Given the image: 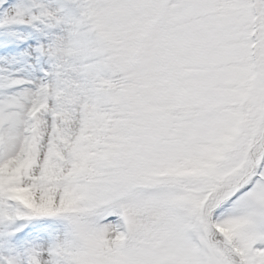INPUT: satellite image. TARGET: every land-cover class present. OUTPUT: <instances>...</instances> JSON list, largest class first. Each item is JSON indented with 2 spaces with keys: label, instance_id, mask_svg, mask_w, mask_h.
I'll use <instances>...</instances> for the list:
<instances>
[{
  "label": "snow or ice",
  "instance_id": "obj_1",
  "mask_svg": "<svg viewBox=\"0 0 264 264\" xmlns=\"http://www.w3.org/2000/svg\"><path fill=\"white\" fill-rule=\"evenodd\" d=\"M0 264H264V0H0Z\"/></svg>",
  "mask_w": 264,
  "mask_h": 264
}]
</instances>
